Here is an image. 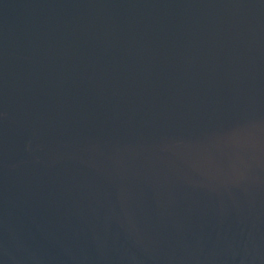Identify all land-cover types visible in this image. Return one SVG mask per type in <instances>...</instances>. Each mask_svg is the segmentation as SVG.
Instances as JSON below:
<instances>
[{"label":"water","instance_id":"water-1","mask_svg":"<svg viewBox=\"0 0 264 264\" xmlns=\"http://www.w3.org/2000/svg\"><path fill=\"white\" fill-rule=\"evenodd\" d=\"M0 264H264V0H0Z\"/></svg>","mask_w":264,"mask_h":264}]
</instances>
